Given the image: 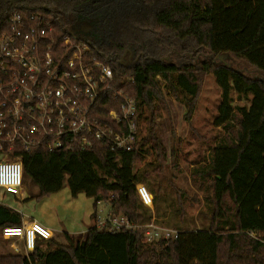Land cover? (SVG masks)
Here are the masks:
<instances>
[{"label":"trees","instance_id":"1","mask_svg":"<svg viewBox=\"0 0 264 264\" xmlns=\"http://www.w3.org/2000/svg\"><path fill=\"white\" fill-rule=\"evenodd\" d=\"M15 11L42 13L61 38L90 25L79 35L111 67L114 86L135 98L145 133L131 150L96 141L85 150L21 151L24 183L37 188L30 196L58 192L67 182L72 195L94 199L93 223L80 240L51 237L29 255L0 254V264H264V0H0V34ZM225 54L258 75L219 58ZM208 73L220 89L213 125L221 134L190 169L203 192L197 223L184 210L185 193L162 194L158 175L169 153L156 126L165 94L185 105L187 118L195 112ZM105 99L103 118L119 104L110 94ZM138 183L152 193L153 208L141 201ZM102 203L111 214L179 236L150 243L143 227L99 228ZM21 224V213L0 203V230Z\"/></svg>","mask_w":264,"mask_h":264},{"label":"built area","instance_id":"2","mask_svg":"<svg viewBox=\"0 0 264 264\" xmlns=\"http://www.w3.org/2000/svg\"><path fill=\"white\" fill-rule=\"evenodd\" d=\"M8 22L0 34V190L24 200L21 151L85 150L96 141L114 151L131 150L140 139V125L135 98L114 86L111 67L78 32L61 38L38 12L15 11ZM108 94L119 104L103 118L99 103ZM136 190L143 204L153 208L148 188L138 183ZM95 224L110 231L143 227L150 243L179 236L178 230L153 222L140 226L111 213L105 219L98 215ZM0 236L15 252L29 255L53 232L22 219L21 225L3 227Z\"/></svg>","mask_w":264,"mask_h":264},{"label":"rangeland","instance_id":"3","mask_svg":"<svg viewBox=\"0 0 264 264\" xmlns=\"http://www.w3.org/2000/svg\"><path fill=\"white\" fill-rule=\"evenodd\" d=\"M80 31H77L78 34H81ZM219 58L249 76L258 75L244 59L232 54L221 55ZM164 96L165 109L162 116L157 118L156 126L157 134L169 153L158 175L162 194L178 198L180 192L185 193L184 210L191 221L199 223L198 213L202 206L203 192L193 184L190 169L194 161L207 154L208 147L214 143L216 136L221 134L219 128L213 125L220 89L213 74H204L195 112L189 118L186 117V107L183 103L166 94ZM235 103L244 101L236 99ZM144 133L145 124L142 123L140 136ZM172 148L175 149L174 157L170 154ZM24 187L27 193L24 200L0 190V203L19 211L24 221L35 220L50 228L53 238L59 242L66 241L65 233L76 234L73 235L75 240L84 237L85 231L93 223V198L82 192L72 195L67 182L60 191L43 196L34 195L37 188L33 184L24 183ZM32 193L34 196L31 197ZM109 214V205L100 204L101 219L107 218ZM10 252L19 253L10 248L0 236V254Z\"/></svg>","mask_w":264,"mask_h":264},{"label":"water","instance_id":"4","mask_svg":"<svg viewBox=\"0 0 264 264\" xmlns=\"http://www.w3.org/2000/svg\"><path fill=\"white\" fill-rule=\"evenodd\" d=\"M91 28L90 25H88L87 23L83 24L81 29L84 30V31H88L89 29ZM78 30H73L71 33L72 34H75Z\"/></svg>","mask_w":264,"mask_h":264},{"label":"crops","instance_id":"5","mask_svg":"<svg viewBox=\"0 0 264 264\" xmlns=\"http://www.w3.org/2000/svg\"><path fill=\"white\" fill-rule=\"evenodd\" d=\"M49 229H50V228H49ZM50 230H51V229H50ZM51 231H52V230H51ZM70 235H72V236H73V235H76V234H70Z\"/></svg>","mask_w":264,"mask_h":264}]
</instances>
